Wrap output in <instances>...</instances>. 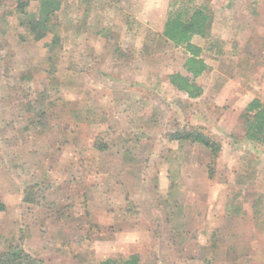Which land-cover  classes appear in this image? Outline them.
Wrapping results in <instances>:
<instances>
[{
  "label": "rangeland",
  "instance_id": "obj_1",
  "mask_svg": "<svg viewBox=\"0 0 264 264\" xmlns=\"http://www.w3.org/2000/svg\"><path fill=\"white\" fill-rule=\"evenodd\" d=\"M23 1L34 20L47 4L0 0V254L23 250L30 257L19 264H100L102 243L81 228L110 220L118 188L139 231L138 264H264L262 146L244 141V112L229 111L240 106L217 104L239 76L220 68L236 35L248 38L240 48L251 56L252 86L264 81V0H54L60 10L39 39L21 24ZM194 7L213 17L210 36L193 43L215 66L190 100L167 78L186 74V53L161 32L169 14ZM194 130L220 144L216 157L171 140Z\"/></svg>",
  "mask_w": 264,
  "mask_h": 264
},
{
  "label": "trees",
  "instance_id": "obj_2",
  "mask_svg": "<svg viewBox=\"0 0 264 264\" xmlns=\"http://www.w3.org/2000/svg\"><path fill=\"white\" fill-rule=\"evenodd\" d=\"M46 5L42 7V19H31V14L24 9L27 6L26 2L18 4V11L21 16V24L27 29L28 33L34 38L43 37L48 26H50V17L54 16L60 10L59 3L54 0H46ZM185 10V9H184ZM187 10H185L186 12ZM206 7H194L190 12L183 16L181 11L172 12L165 20L162 28V36L174 47L182 48L186 53V58L183 63L185 75L180 72L168 75L169 84L178 92L183 93L190 100H195L201 97L202 88L196 83V80L205 73L209 67L201 57L202 49L192 42L195 36L200 38H208L211 33L213 17L208 12ZM47 47L54 46V40H51ZM243 118L246 121L245 137L248 140L264 143V101L253 100L245 108ZM172 141L189 142L198 144L205 148L212 157H216L220 152V144L212 141L199 131L191 132H176L171 136ZM103 149V148H102ZM29 188L25 192L23 201L33 203L30 195L33 196V189ZM31 192V194H30ZM6 210L5 204L0 199V212ZM30 256L23 250H13L0 254V264H16L25 262ZM34 263L38 262L33 260ZM100 264H116L112 261H104ZM122 264H138V257L132 256L129 260Z\"/></svg>",
  "mask_w": 264,
  "mask_h": 264
},
{
  "label": "crops",
  "instance_id": "obj_3",
  "mask_svg": "<svg viewBox=\"0 0 264 264\" xmlns=\"http://www.w3.org/2000/svg\"><path fill=\"white\" fill-rule=\"evenodd\" d=\"M235 20L236 22L239 21L237 17ZM197 40H200L202 41V43H204L205 38H200V37L195 36L192 42H195ZM233 40H236L240 44L235 43ZM243 42L244 44L248 42V38L241 37L240 35H236V37L232 38V44H234L233 47L235 48V50L232 49V51L229 53L230 55H227L228 57L227 60L225 59L221 61L222 67H220V68L226 69L224 67L225 65H228L231 67V71L233 73H235L236 75L239 74V76L238 75L235 76L228 83L229 86L227 89L234 90V91H231L232 93H230V100L225 99L222 102L219 101V103H217V104H227V102L229 101V103L231 104L234 103L235 105L240 106L239 108L230 106L231 109H229V111H230V114H233V115L235 113H239L240 115L242 112H244L246 106L255 99L259 101H264V94L262 95L261 94L262 92L260 93V90L262 91L264 90V81H260L259 79H257V81L261 83L260 86L258 87L252 86L254 82V78L249 77V75L252 74L251 73L252 70L250 69L251 59H248V58H251V56L247 54L246 50H244L243 48L244 45L240 48L241 43ZM197 46H199L201 49L203 48V44L202 45L197 44ZM237 47H239L238 50H236ZM256 54L260 55V52L256 50ZM203 58L205 59V57ZM204 62L209 67V69L204 73L205 75L207 73H210L212 71V67L215 65L208 63L207 60H205ZM219 64H220L219 62L216 63V71H221V69H219L218 67L220 66ZM221 88H219V90ZM202 91H203V88H202ZM203 94H204V91L202 92V95ZM232 98L233 100H231ZM223 123L224 122H222V125H220V127L223 128L228 134L235 136L234 134L237 132L235 131L234 125H232L231 128L230 127L228 128L226 127V125H223ZM243 135L245 137V131ZM244 141L246 143H249L250 146H252L253 144L254 145L258 144V146L261 145L262 149L261 150L257 149V150L259 154L264 157V152H263L264 143L254 142V141L246 139V137ZM94 172L98 173V175H101L100 179H102L103 182L105 181L104 179L105 172L103 170L94 168ZM84 184L86 185L87 183H84ZM116 191L117 193L115 194L114 197H112V201L117 202V204L109 205V210L112 211L110 208H113V211H115V213L111 212L108 214V217H109L108 219L110 220L105 224H100L96 221H92L91 219H89L85 222V225H84L85 227L81 228V231H83L82 234H84L85 239L91 240L92 243L94 242H100V244L102 243L101 244L102 246L100 247L101 250H99V253H97L95 249L93 248L95 251V255H94L95 263H102L104 261L110 260L116 264H122L125 261L129 260L132 256H137L139 258V254H141L140 251L142 250V247L140 245V242L136 241V237L134 236L139 231L138 229L137 230L132 229V227L127 224V220L123 215V208L126 203L125 202L126 193H124V198H121V201H122L121 202L120 192L123 193V191L118 188H116ZM116 196H117V200H116Z\"/></svg>",
  "mask_w": 264,
  "mask_h": 264
}]
</instances>
